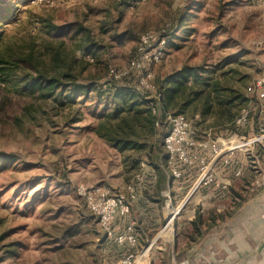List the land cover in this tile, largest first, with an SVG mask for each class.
<instances>
[{
  "label": "rangeland",
  "instance_id": "rangeland-1",
  "mask_svg": "<svg viewBox=\"0 0 264 264\" xmlns=\"http://www.w3.org/2000/svg\"><path fill=\"white\" fill-rule=\"evenodd\" d=\"M20 1L0 0L5 8L13 6L0 51L30 55L32 63L40 62L52 74L69 72L78 82L102 89L100 95L93 92L65 104L60 98L42 100L0 90V154L7 156L0 157V264H123L130 252L138 256V263L150 259L148 264H228L224 259L229 255L220 244L199 245L203 237L189 246L187 232L193 229L191 223L198 214L205 229L213 216L236 211L253 213L260 224L257 232L253 229L255 245L240 257L245 260L241 263L262 264L264 189L255 191L252 184L264 171V140L252 139L264 134L260 133L264 104L248 96L246 86L256 77H264V0H31L18 4ZM179 18L188 19V34L185 28L177 31ZM71 23L86 31L75 33ZM53 26H68L67 34L63 35L64 29L52 30ZM161 32L167 38L176 32L175 46L168 48L160 62L130 72L140 36ZM84 45L91 46L90 50ZM184 66L213 70L214 77L231 90L227 98L238 97L233 108L236 116L251 102L255 107L252 127L237 129L236 116L231 123L220 125L218 118L204 119L198 111L186 113L196 140L225 142L234 133L245 139L232 154L234 161L225 164L219 160L214 166L215 174L231 176V187L199 186L198 170L192 168L197 175L178 192L170 193L172 203L165 202L168 195L163 197L162 223L156 235L147 237L154 245L145 256L146 239L133 246L110 240L76 187L101 185L113 193L124 191L147 166L165 180L168 160L164 163L158 157L167 155L163 146L167 124L156 126L153 136L140 139L147 146L125 151L94 129L101 115L115 107V85H128L139 96L151 98L162 79ZM110 67L129 74L112 85L108 82L112 81ZM141 76L149 87L141 86ZM244 140L252 142L248 145ZM238 168L241 173L236 175ZM160 190L168 192L165 183L155 194L161 195ZM132 205L130 216L140 218ZM167 205L183 206L168 238L159 235L166 226ZM125 223V218L119 220L118 229ZM218 223L212 233L219 236L230 227L223 226L225 221Z\"/></svg>",
  "mask_w": 264,
  "mask_h": 264
},
{
  "label": "trees",
  "instance_id": "trees-1",
  "mask_svg": "<svg viewBox=\"0 0 264 264\" xmlns=\"http://www.w3.org/2000/svg\"><path fill=\"white\" fill-rule=\"evenodd\" d=\"M30 1L21 0L18 4ZM12 8L13 6L5 8L4 3H0V43L4 40L5 30L3 28L11 23ZM71 24V30H74L75 33L86 31L84 27L77 26L76 23ZM176 26L177 31L185 28L186 31L184 32L186 34L191 29L188 19L179 18ZM51 29L59 30V32H62L60 29H64L62 33L66 35L68 26H53ZM176 32L171 33L167 38V48L175 46L172 40L177 36ZM83 47L90 50L91 46L84 45ZM31 60L30 55H16L11 51L5 53L0 51V90H7V92L10 91L19 95H33L35 99L42 100L60 98L61 104L75 103L77 98L82 95L87 97L93 92L99 95L101 93L102 87L100 86L98 87L91 83H80L77 81V76L69 72L63 71L52 74L40 62L32 63ZM213 74V70H208L202 66H184L160 81L157 98H148L141 94L139 96L128 85H115L113 88L115 91L112 95L115 107L112 111L101 115L100 121H98L94 130L113 146L125 151L147 146V143L141 142L140 139L151 137L155 134V123L158 115L153 112V107L157 105H159L164 115L167 112L186 115L188 111H198L201 115L198 114L204 119L214 117L218 118L217 123L220 125L229 124L236 116L233 108L238 97L227 98L231 90L223 85L219 79L215 78ZM119 80L112 79V81L108 82H112V85H114ZM75 121L77 120L75 119ZM165 124L163 120L161 128ZM166 128L167 126L164 127L163 136ZM0 157L7 156L0 154ZM158 158H161L164 163L168 160L167 155ZM223 218L222 215L213 216L211 218L212 223L203 229L204 220L202 215L198 214L191 223L193 229L187 232L189 246L211 234L213 228ZM175 246L177 245L175 244Z\"/></svg>",
  "mask_w": 264,
  "mask_h": 264
},
{
  "label": "built area",
  "instance_id": "built-area-1",
  "mask_svg": "<svg viewBox=\"0 0 264 264\" xmlns=\"http://www.w3.org/2000/svg\"><path fill=\"white\" fill-rule=\"evenodd\" d=\"M138 1L145 2L150 0ZM167 50V33L142 34L137 48L138 56L131 61L130 72L142 71L145 66L160 62ZM128 74L129 72H119L114 67L109 69V76L115 80H119ZM140 84L143 87L150 86L143 76L140 77ZM246 93L248 96L256 97L257 100L264 104V77L254 78L246 86ZM157 96L156 92L152 97L157 98ZM153 112L158 115L156 126L161 127L163 120L167 124L163 137V146L168 155L170 174L173 179L177 181L182 179L184 176V168L182 167L190 170L196 168L200 176L198 179L199 186L215 185L226 188V183L217 181L214 166L219 160L229 164L232 154L239 148L234 142L242 141L245 136L234 133L235 135L225 142L211 141L209 139L198 141L195 139L193 123L186 115L171 112H167L164 115L159 105L153 107ZM254 112L255 107L251 102L244 105L235 117V127L237 129L251 128ZM196 117H199V115H196ZM261 132H264V128H260ZM200 150H205L207 154L201 155ZM240 173L241 170H237L236 175ZM142 178L143 172L139 173L124 191L114 193L101 185L87 186L79 184L76 187L77 194L83 199L88 210L97 216L98 223L105 235L117 245H131L137 241L134 224L129 223L122 230H118L116 220L129 214L132 201L137 195L138 184ZM252 186L253 188L264 187V171L259 174ZM137 259L138 256L130 252L122 260V263L139 264Z\"/></svg>",
  "mask_w": 264,
  "mask_h": 264
},
{
  "label": "crops",
  "instance_id": "crops-1",
  "mask_svg": "<svg viewBox=\"0 0 264 264\" xmlns=\"http://www.w3.org/2000/svg\"><path fill=\"white\" fill-rule=\"evenodd\" d=\"M258 137H262V139H259ZM198 140V139H197ZM254 141L256 142H262L264 140V134H257L253 138ZM199 141V140H198ZM201 141V140H200ZM264 148V147H263ZM201 155L207 154L205 150H200L199 151ZM235 152V151H234ZM234 154V153H233ZM231 160L234 161L231 157ZM231 161V162H232ZM168 164V163H167ZM169 169V164L167 165ZM184 168V176L180 180H175L170 174V169L169 173L165 176V180L162 178V174L157 173L153 168H150L147 166L145 168V171L143 172V178L138 184V189H137V195L136 198L133 200V205H132V210L136 208L138 212L140 213V218H132L130 216V213L126 215L125 217H119L116 220V227H117V222L121 220L122 218H125V225L121 229L125 228L129 223H133L135 226L136 230V238L137 241L136 243L139 245L140 239L144 242L146 239V245L145 247L142 248V254L144 251L148 252L150 251L151 247L154 245V242H150L149 238L157 234V231L160 229V225L162 223V199L165 195H168L169 199H166L165 202H170L172 203V196H170V193L174 194V192H178L179 189L182 188L183 184H187V182H190L193 176L195 177L197 175L196 172H193V169H188L185 167ZM238 170H241V168H238ZM230 175H226L224 177L220 176L216 172V178L218 179L219 182L221 183H226L227 188L228 186L231 187V179ZM165 183L167 187V191H161V195L155 194L159 188ZM185 186H183L184 188ZM229 187V189H230ZM264 189V187L257 188L255 191H260ZM250 190H253L252 187ZM252 198V200H254ZM224 218L222 221H225L226 223H223V226L230 227L227 232L221 235H215V233H211L207 235L202 242L199 245H215L216 243L220 244L223 250L227 251L228 253V260L224 259V262H227L228 264H243L241 262L243 261L240 259L241 256L246 255L248 251H250L249 246L255 245V231L259 230V221L258 219L255 220L254 214L250 212H244V211H236L233 213H230L228 215L221 214ZM221 226V225H220ZM234 227V228H231ZM217 228L215 226L213 229ZM213 231V230H212ZM231 231V233H230ZM134 243L135 245H137ZM192 243V244H197ZM214 243V244H213ZM233 245L235 244L236 247L234 249L229 248L227 245ZM134 245V246H135ZM128 246H133V244L128 245ZM196 247V246H195ZM255 250V249H254ZM237 254L236 258L232 257V254ZM148 256V255H147ZM150 259H148L147 263L146 260L144 263L142 261L139 264H148ZM210 264H213V261L209 262Z\"/></svg>",
  "mask_w": 264,
  "mask_h": 264
},
{
  "label": "bare ground",
  "instance_id": "bare-ground-1",
  "mask_svg": "<svg viewBox=\"0 0 264 264\" xmlns=\"http://www.w3.org/2000/svg\"><path fill=\"white\" fill-rule=\"evenodd\" d=\"M259 139H262V137H258ZM253 140V139H252ZM245 142L248 143V145L252 142L251 140H244ZM240 141L238 142H234V144H236L237 146L240 147V145L238 144ZM186 205V204H185ZM183 209V206H179V207H173V205H167L165 207V215H166V226L161 230V232L159 233L160 236H165V237H171L173 234V219L175 217V215L179 214ZM144 255H147V252L144 251ZM262 264H264V259L262 261Z\"/></svg>",
  "mask_w": 264,
  "mask_h": 264
}]
</instances>
